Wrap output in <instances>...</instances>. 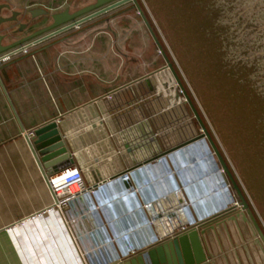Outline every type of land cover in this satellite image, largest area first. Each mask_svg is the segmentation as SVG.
<instances>
[{
    "label": "crops",
    "instance_id": "obj_1",
    "mask_svg": "<svg viewBox=\"0 0 264 264\" xmlns=\"http://www.w3.org/2000/svg\"><path fill=\"white\" fill-rule=\"evenodd\" d=\"M87 1L0 0V19L16 14L14 22L0 25L1 46L50 24L42 11L72 13L93 4ZM134 9L121 6L0 64V264H112L114 258L119 264H143L133 232L151 248L165 244L145 229L146 213L133 197H139L137 187L126 178L122 202L133 221L127 238L112 234L116 219L108 217L111 206L89 205L83 193L63 211L52 209L47 180L67 168L45 176L28 143L36 128L50 122L73 134L79 148L93 147L99 156L104 151L98 144L112 146L111 138L120 144L132 143L136 136L154 138L145 154L159 155L196 136L200 128L190 120L185 100L175 94L167 63ZM30 11L39 14L33 21ZM129 166L128 157L112 155L82 170L85 185L96 189L91 198L96 201L105 182ZM160 201L151 205L154 211L165 203ZM210 239L216 264L249 263L233 223L215 228ZM251 246L248 253L257 262L262 254ZM155 258L165 259L164 250Z\"/></svg>",
    "mask_w": 264,
    "mask_h": 264
},
{
    "label": "water",
    "instance_id": "obj_2",
    "mask_svg": "<svg viewBox=\"0 0 264 264\" xmlns=\"http://www.w3.org/2000/svg\"><path fill=\"white\" fill-rule=\"evenodd\" d=\"M126 4H132L140 15L157 49L163 55L167 68L188 104L201 133L159 155L145 154V147L153 144L154 138L136 136L132 143L121 144L111 138L112 146L109 143L108 145L98 144L104 151L103 155L99 156L93 147L79 148L78 141L73 134L64 132L60 125L50 122L36 128L31 138L28 139L32 153L43 174L52 175L60 169L75 167V164L80 170H88L92 164L102 162L112 155L120 159L128 157L130 166L124 172L113 176L110 182H105L102 190L95 195L96 201L90 195L87 196V203L100 206L102 209L104 206L107 208V204L110 205L112 211L108 209V217L111 218L110 220L116 219L111 225L112 234L121 239L127 238L126 234L133 221L126 215L127 207L122 202V197L125 196L123 179L126 178L136 185L137 190L144 185L140 192L138 190L139 197L135 195V198L137 205L146 213L144 215L145 229L152 231L160 241L166 242L158 249L151 248L149 242L138 239V232H133V237L138 243L136 248L143 252L141 256L143 264H216L214 253H211L209 249L212 246L211 232L215 233V228L229 223L235 225L238 237L242 241H244L242 236H245L247 242L252 240L257 250L264 255V233L254 218L244 192L184 90L172 63L168 61L160 41L137 0H93V4L72 13L69 9L56 14L42 11L41 14L50 19V24L47 26L6 47L1 46L4 37L0 35V60L30 41L37 45ZM15 15L13 14L11 18H1L0 25L14 22ZM29 15L32 21L39 16L34 11H30ZM29 25L30 22L22 24L11 34L20 33L22 28H27ZM6 52L7 54H4ZM197 139L204 142L208 160L214 163V168H208L207 163H204L206 170L202 171L198 168L200 164L197 160L201 154L197 153L200 152L197 148ZM186 151L188 153L184 155ZM88 156L91 157L90 161ZM155 161L158 163L154 164ZM218 168L221 170L219 176L222 181L226 184H228L227 181L230 183L227 196H224V199L220 198V201L215 198L218 197L215 192L217 188L219 190L221 188L215 181L216 178L209 176L210 172H217ZM159 178H162L164 184L160 183ZM178 189L180 191L175 192ZM232 192L236 196L237 204L231 206L235 202ZM212 196L213 198L209 200ZM158 200H161L159 204L165 203L161 205L159 211H154L151 205ZM181 208L184 209L180 210ZM186 226L189 227L187 231L176 233L178 229ZM162 250L166 258L158 262L155 258L156 254H160ZM243 250L249 263L253 264L247 246H244ZM112 262V264H119L117 258H114Z\"/></svg>",
    "mask_w": 264,
    "mask_h": 264
},
{
    "label": "rangeland",
    "instance_id": "obj_3",
    "mask_svg": "<svg viewBox=\"0 0 264 264\" xmlns=\"http://www.w3.org/2000/svg\"><path fill=\"white\" fill-rule=\"evenodd\" d=\"M139 1L264 233V0ZM175 94L184 99L178 88ZM201 147L204 171L209 161ZM209 176L221 187L219 173ZM261 256L253 264H264Z\"/></svg>",
    "mask_w": 264,
    "mask_h": 264
},
{
    "label": "built area",
    "instance_id": "obj_4",
    "mask_svg": "<svg viewBox=\"0 0 264 264\" xmlns=\"http://www.w3.org/2000/svg\"><path fill=\"white\" fill-rule=\"evenodd\" d=\"M75 28H77V27H75ZM34 46H36V44H34L33 42H30V43L24 45L23 47L16 49L14 52L12 51L13 53L11 55L3 57L0 60V64L7 62L13 56L29 54V50L32 49ZM107 98H109V96H107ZM200 133H201V130H199L197 134H200ZM31 135H32V133H31ZM156 163H158V161H155L154 164H156ZM208 166H210V161L208 163ZM220 172H221V170L218 168L217 173H220ZM47 186H48L50 194L52 196L51 208L54 210H58L60 212L63 211L65 208H67L70 205L71 201L77 195L83 193L84 195L88 196L90 193H95V190H96V189L93 190V188H88L85 185L82 170L77 169L76 167L67 168V169L63 170L62 172H60L59 174L50 177L47 180ZM223 186H225L224 182H222V188L221 189H222V193L225 196H227L228 193L225 194L223 192V189L226 187L223 188ZM178 191H180V189L176 190L175 192H178ZM226 191H228V190H226ZM134 197H135V194H134ZM234 204L236 205L237 202L235 201L234 203H232V205H234ZM182 209H184V208H181L180 210H182ZM180 210H178V211H180ZM149 224L150 223L147 221V225H149ZM192 225L193 224H191V226ZM188 228L189 227H187V226L181 227L180 229H178L176 231V233L187 231Z\"/></svg>",
    "mask_w": 264,
    "mask_h": 264
},
{
    "label": "bare ground",
    "instance_id": "obj_5",
    "mask_svg": "<svg viewBox=\"0 0 264 264\" xmlns=\"http://www.w3.org/2000/svg\"><path fill=\"white\" fill-rule=\"evenodd\" d=\"M175 86H176V85H175ZM198 140H199V139L196 140V141H197V148L200 150V147L203 146V148H204L205 145H204V142H202V140H201V141H198ZM196 141H195V142H196ZM201 148H202V147H201ZM201 150L203 151V149H201ZM201 150H200V151H201ZM204 151H205V150H204ZM205 152H206V151H205ZM187 153H188V152L186 151V152H184L183 154L185 155V154H187ZM203 161H204V160H203ZM208 161H209V160H208ZM205 162H206V161H205ZM199 164H200V163H199ZM185 167H186V166H185ZM202 167H203V166H202ZM202 167H201V168H202ZM201 168H200V169H201ZM204 169H206V168H204ZM202 170H203V169H202ZM212 173H213V172H212ZM214 173H215V172H214ZM216 173H217V172H216ZM216 176H217V175H216ZM218 178H219V177H218ZM162 184H163V183H162ZM219 185H220V184H219ZM221 187H222V185H221ZM223 188H224V186H223ZM139 189H140V188H139ZM139 189H138V190H139ZM226 190H228V189H227V188H224V189H223V192L225 191V192H224L225 194L228 193ZM139 191H140V190H139ZM218 191H219V190H218ZM221 192H222V189H221ZM132 194H133V193H132ZM219 195H220V194H219ZM130 196H131V195H130ZM132 196H133V195H132ZM132 196H131V197H132ZM133 197H134V196H133ZM132 199H133V198H132ZM133 202H135V201H133ZM137 207H138V206H137ZM135 222H136V221H135Z\"/></svg>",
    "mask_w": 264,
    "mask_h": 264
},
{
    "label": "trees",
    "instance_id": "obj_6",
    "mask_svg": "<svg viewBox=\"0 0 264 264\" xmlns=\"http://www.w3.org/2000/svg\"><path fill=\"white\" fill-rule=\"evenodd\" d=\"M138 1V4L140 5V7H141V9H142V11H143V13H144V15L146 16V18H147V15L145 14V11H144V9L142 8V5H141V2L139 1V0H137ZM148 19V18H147ZM149 21V20H148ZM149 23H150V21H149ZM150 25H151V23H150ZM151 27H152V29H153V31H154V28H153V26L151 25ZM154 33H155V31H154ZM156 34V33H155ZM157 36V35H156ZM158 38V37H157ZM158 40H159V38H158ZM160 41V40H159ZM161 43V42H160ZM163 48V47H162ZM163 50H164V48H163ZM164 52H165V50H164ZM166 53V52H165ZM171 63V62H170ZM191 98V97H190ZM192 100V99H191ZM193 102V101H192Z\"/></svg>",
    "mask_w": 264,
    "mask_h": 264
}]
</instances>
